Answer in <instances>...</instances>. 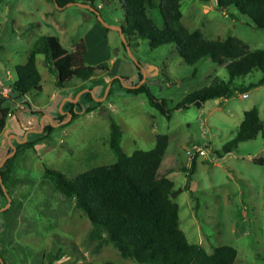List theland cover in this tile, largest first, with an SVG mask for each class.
Here are the masks:
<instances>
[{
  "label": "rangeland",
  "instance_id": "rangeland-1",
  "mask_svg": "<svg viewBox=\"0 0 264 264\" xmlns=\"http://www.w3.org/2000/svg\"><path fill=\"white\" fill-rule=\"evenodd\" d=\"M75 1L92 3L106 24L125 26L120 0ZM147 10L162 27L158 7ZM181 11L183 24L198 28L205 38L233 35L244 40L250 50L264 48V29L255 27L235 7L218 9L211 2L182 0ZM49 34L57 35L68 49L83 39L84 63L105 69L87 79L73 77L58 87L43 54L37 53L41 90L31 88L16 96L9 87L15 79L14 66L26 61L39 36ZM122 34L95 19L89 8L75 3L56 6L52 0H0V97L9 108L0 131V162L11 146L9 138L12 143L21 142L25 133L32 137L43 125L54 126L46 139L25 149L16 160L19 181L12 190L13 223L3 234L8 262H130L111 243L94 249L97 241L88 236V218L73 199L56 191L43 176L45 165L72 177L92 166L112 163L115 155L107 141L111 116L122 130L121 147L127 154L153 146L156 133L167 134L158 175L166 174L175 188H183L175 201L179 227L189 242L200 243L207 252L213 246L229 244L237 251L233 264H264V84L250 87L247 96L235 91L219 100L207 98L199 106L190 103L174 108L194 90L215 79L227 80L225 64L213 62L209 56L188 64L173 42L151 46L149 39L133 32L125 33L129 38L125 42ZM117 75L128 76L123 86L110 84ZM260 77L261 71L255 69L236 77L234 84L247 85ZM142 82L153 95L167 100L169 118L151 107L144 93L123 89ZM108 86L111 92L99 107L70 119L67 102L87 90L95 99L102 97ZM252 106L258 109L261 130L254 138L222 152L221 147L235 139L244 110ZM61 114L64 117L58 120ZM199 149L204 153L199 154ZM192 157L195 164L190 171ZM258 159L262 162H256ZM6 204L5 196L0 195V208ZM0 218L4 220V216ZM44 251L60 256L49 260Z\"/></svg>",
  "mask_w": 264,
  "mask_h": 264
},
{
  "label": "trees",
  "instance_id": "trees-1",
  "mask_svg": "<svg viewBox=\"0 0 264 264\" xmlns=\"http://www.w3.org/2000/svg\"><path fill=\"white\" fill-rule=\"evenodd\" d=\"M56 6L65 5L75 0H52ZM85 1V0H83ZM211 2V0H201ZM124 10L125 26L121 27L125 42L126 34L133 32L136 36L151 41V46L173 42L178 54L184 62L193 64L200 58L209 56L211 61L224 63L228 72L227 80H213L209 85L194 90L178 101L174 108L185 107L190 103L200 105L207 98L220 99L234 94L235 91L246 92L250 87L264 84V48L248 49L241 38L228 35L225 38H205L198 28H189L182 22V0H120ZM96 9V7L91 3ZM158 7L162 17V27L148 15V10ZM235 7L245 13L254 26L264 29V0H215V8ZM97 19L96 14L90 10ZM233 13L230 12V15ZM128 44V43H127ZM86 45L83 39L76 42L72 49L66 48L57 35H41L32 47L27 59L14 66L15 79L10 90L16 96L23 95L31 88L40 91V73L36 66L35 55L43 54L44 62L50 72L55 75V85L63 87L73 77L87 79L103 66L86 65L83 60ZM255 69L261 71L256 82L247 85L234 84L236 77L243 76ZM112 77L110 84L117 82L120 86L128 76ZM139 72V78H141ZM136 84V83H132ZM126 93H144L148 104L159 113L169 118L171 108L165 98L153 95L148 86L142 82L137 87L124 86ZM111 92L108 88L106 98ZM0 97V131L4 128L9 108L3 105ZM102 104L93 97L91 90L80 94L79 98L66 104L70 119L80 112H90ZM78 105V109L75 106ZM66 114V113H65ZM64 115H59L61 120ZM64 124L62 123L61 126ZM262 128L258 109L252 106L243 112L236 137L221 147L228 152L239 141L254 138ZM50 123L43 125L41 131L34 132L21 142L13 141L15 152L0 165V176L6 194L11 198L10 205L0 210V257L3 264H10L5 255L7 243L3 236L5 229L13 223L15 207L12 190L19 178L15 174V163L27 148L46 139L53 131ZM122 130L119 124L109 116L108 145L115 155L109 164L92 166L78 172L72 177L60 170L44 166L43 176L49 180L53 188L64 197L73 199L76 206L88 218L90 229L88 236L96 239L94 249L111 243L119 255L130 262L115 263L110 259L101 264H233L237 251L229 244L213 246L211 252L196 242H189L184 231L179 227L178 203L176 196L183 188H175L174 182L166 174L158 175V168L165 154L168 136L156 133L154 144L148 149H134L130 154L121 147ZM12 147L8 149V152ZM218 155H221L216 151ZM191 158L190 171L194 167ZM262 162V159L256 160ZM0 186V195H7ZM50 260L59 258V254L45 252ZM79 264H92L81 262Z\"/></svg>",
  "mask_w": 264,
  "mask_h": 264
},
{
  "label": "water",
  "instance_id": "water-1",
  "mask_svg": "<svg viewBox=\"0 0 264 264\" xmlns=\"http://www.w3.org/2000/svg\"><path fill=\"white\" fill-rule=\"evenodd\" d=\"M71 3H75V4H77V5H80V6H83V7H87V8H89L90 10H92V11L96 14L97 19H98L99 21H101L102 23H104V24H105L106 26H108V27H113V28H116V29H118V30L121 31V27H119V26L106 24V23L103 21V19L100 17V15H99L97 9H95V8H94L92 5H90L89 3H86V2H79V1H69V2H67L65 5H68V4H71ZM211 3L214 5V4H215V0H211ZM121 33H122V31H121ZM122 38H123V40L125 41V38H124V35H123V34H122ZM117 77H118L119 79H121V76H120V75H117ZM139 84H140V83H136V84H133V85H126V86L137 87ZM108 88H109V86L107 87L104 96L99 97V98H96V99H97V100H102V99L105 97V95H106V93H107V91H108ZM76 99H77V97L74 98V99H72V101L75 102ZM215 100H218V99H215ZM69 116H71V115L69 114ZM59 123H63V122H59ZM59 123H57V124H59ZM25 139H26V133L24 134L22 141L25 140ZM9 141H10V143H11L12 150H11L10 152L7 153V155H6V156L3 158V160L0 162V165L5 161V159H6L7 157L11 156V155L15 152V149H16V148H15V145L11 142L10 138H9ZM0 186H1L2 190L4 191V193L6 194L5 186H4L3 182H2L1 176H0ZM6 195H7V204H6L5 206L1 207L0 210L5 209V208L7 207V205H9V203H10L11 198H10V196H9L8 194H6ZM0 264H3V260H2L1 257H0Z\"/></svg>",
  "mask_w": 264,
  "mask_h": 264
},
{
  "label": "built area",
  "instance_id": "built-area-1",
  "mask_svg": "<svg viewBox=\"0 0 264 264\" xmlns=\"http://www.w3.org/2000/svg\"><path fill=\"white\" fill-rule=\"evenodd\" d=\"M242 95H243V96H247L246 92H243ZM198 153H199V154H202V153H204V150H203V149H199Z\"/></svg>",
  "mask_w": 264,
  "mask_h": 264
},
{
  "label": "flooded vegetation",
  "instance_id": "flooded-vegetation-1",
  "mask_svg": "<svg viewBox=\"0 0 264 264\" xmlns=\"http://www.w3.org/2000/svg\"><path fill=\"white\" fill-rule=\"evenodd\" d=\"M59 123V122H58ZM62 124V123H59V125Z\"/></svg>",
  "mask_w": 264,
  "mask_h": 264
}]
</instances>
